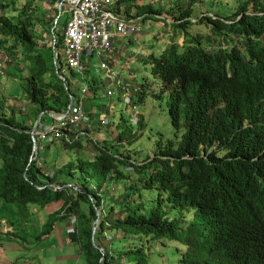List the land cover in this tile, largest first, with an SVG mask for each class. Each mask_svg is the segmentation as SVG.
<instances>
[{
	"label": "trees",
	"instance_id": "16d2710c",
	"mask_svg": "<svg viewBox=\"0 0 264 264\" xmlns=\"http://www.w3.org/2000/svg\"><path fill=\"white\" fill-rule=\"evenodd\" d=\"M38 1L45 0H26L11 16L0 15V56L3 52L10 61L8 76L16 87V94L6 97L2 85L0 95L2 201L17 205L19 213L30 204L46 212L55 208V221L65 220L68 228L77 219L70 235L89 264H150L154 256L162 264L165 252L172 255L170 264H264V0H236L229 18L201 19L221 39L212 50L196 43L199 37L182 35L199 19L189 8L173 17L145 5L126 14L145 24L163 21L171 31L170 45L149 54L155 79L149 86L152 95L170 101V119L182 137L147 151L139 142L144 118L138 117V130L127 134L118 131L120 121L111 142L105 134L100 140L88 137L94 160H78L75 167L67 163V170L50 177L44 171L49 163L32 160L38 118L43 113L41 124L56 121L53 116L67 113L71 96L91 117L107 81L85 78L86 93L82 86L76 95L75 74L62 72L66 22L56 33L55 19L65 6L63 11L54 6L64 0L46 1L54 17ZM0 5L1 10L9 6ZM145 97L139 93L137 102L143 104ZM68 130L71 142L55 143L70 150H82L83 139L93 132Z\"/></svg>",
	"mask_w": 264,
	"mask_h": 264
},
{
	"label": "rangeland",
	"instance_id": "374dc122",
	"mask_svg": "<svg viewBox=\"0 0 264 264\" xmlns=\"http://www.w3.org/2000/svg\"><path fill=\"white\" fill-rule=\"evenodd\" d=\"M0 1L9 5L2 10L0 9V15L5 14L6 16H11L14 12V7L19 9L22 8L26 0ZM46 1L47 0L38 1L37 4H43V7L47 8L45 9V11H47L46 13L49 16L54 17L52 14L55 13V11L53 10V12H50L51 6ZM111 2L116 3L117 0H111ZM190 2L193 4V7L189 6ZM136 4H139L140 6H136ZM144 5L147 6L146 9L148 10L161 12L163 17H169L167 11L170 12L172 15L171 17L180 16L181 13H184L187 8H189L193 18L199 17V19L195 22V25H191L188 28L187 33H183L182 35L187 39L199 37V41L196 43H199L206 49L212 50L213 48L222 45V42L220 41L221 39L220 37L215 36L212 31H209L207 29L208 25L206 26L207 22L202 21L201 19L204 20L208 17L211 19H215L216 17L227 19L235 13L234 9L237 4L236 0H127L121 5L116 3L114 6L112 5L111 8L116 11V13L126 15L134 14L136 11H143ZM54 8H59V2ZM69 8V6H65V11L69 10ZM171 9L173 10L171 11ZM63 15L64 13H60L57 16L58 18H56L60 23L56 30L57 36L61 33L63 24L71 16L69 12H66L64 16ZM200 20L202 22H200ZM137 22L142 25V30L140 32L133 36H119L117 38L118 42H115L114 44L115 49L117 50L114 55V61L116 67L119 68L120 74L122 73L120 75L122 85L119 86L116 82L112 81V88L116 94L111 97L106 93L109 88L108 86L111 83L109 80H106V84L103 85V93L101 88V92L95 99L94 107L91 111L92 115L90 120L93 126L91 129H88L86 125L80 127V130L84 132H88V130L93 131L92 134L90 133V135H86L83 139L85 147L82 150H70L64 147V144L59 142L49 144L47 142L42 143L40 139L38 140L34 156L35 159H38L39 164L41 163L45 166L44 163H49L47 167H44L45 175L50 177L56 170H67L64 169L65 167H69L67 163L75 167L79 163L78 160H94L96 151L92 144L87 142L88 137H97L100 140L102 139V134H105L111 142L114 140L112 132L117 128L120 121L123 124L118 131L121 132L124 129L125 134H127V129H132L134 131L138 130L139 127L135 124L138 121V117L142 116L144 118V123L146 125L144 128L145 133L143 140L139 142L143 147H146L147 151L155 152L162 140L164 141L163 144H165V141L167 140L178 141L182 137V131L177 132L172 125L170 119V101L166 96L158 98L152 95L151 86H149L151 82L155 81L154 76L152 75V63L147 61L149 59V54L157 53L159 50L163 48L165 49L170 45V41H172L171 31H169V28L163 23V21L149 20L145 24L137 19ZM203 22L204 24H201ZM173 23L168 22V24L171 25H173ZM147 25L149 26L146 28ZM159 29L162 30V32H159ZM179 31L181 30L179 29ZM158 32L159 34H157ZM173 34H176V30ZM44 39H47L46 41L50 42L49 36ZM183 42L184 41L181 43L183 44ZM115 56L117 57L118 63ZM8 64L9 62L2 70L1 74L3 75L0 77V95L2 94L1 87L4 85L6 93L3 92V94L6 97L7 95L10 96L16 94V87L14 85L11 88L12 83L8 76L12 66ZM97 65L98 61L95 58L87 64L86 81L94 75L101 79V75L99 77V73L95 69ZM67 75L71 77V74L68 73ZM71 78H73V76ZM74 82V92L77 95L80 93L81 87L84 86L83 83L85 80L81 75L75 74ZM157 88L158 85H155L152 90L155 91ZM143 92L146 94V97L145 102L141 104L137 101L139 93ZM125 94H129L131 98H133L132 104H126ZM91 105L92 100H87L85 102L86 107ZM85 111L88 112V109ZM54 118L58 117L56 116ZM103 119H109V124L107 126L102 123ZM51 122L52 121L48 119L44 121V124H50ZM40 129L41 128L38 129L37 133ZM47 149L48 153L46 152ZM153 156L154 155L152 154V157ZM45 178L47 179V177ZM2 200L3 198L0 197V244L6 246L4 249L11 262L10 264H48L46 263V259H41L42 248L39 246L40 243H53L52 246H58V249L54 252L47 247V254L56 256L60 255L61 252V254L73 256V258L56 264H89L85 252L81 249L79 241L74 240L75 242H78L79 246L76 244L68 246L61 244L64 243V235L61 233V227L63 226L65 228L66 222L65 220L55 221V219L58 218L57 214H55V208L52 209L51 207L48 209L49 211L46 212V210L43 211L38 205L30 204L25 208L26 212L19 213L17 205ZM47 213H49V217L47 216ZM48 222H51V225H48ZM48 233L50 234L46 236ZM39 236L42 237L37 240ZM46 239L47 241H45ZM36 243L38 244L35 245ZM156 259V256H154L150 264H157ZM171 259L172 255L165 252V257L161 260V263L170 264ZM48 262L55 264V259H48Z\"/></svg>",
	"mask_w": 264,
	"mask_h": 264
},
{
	"label": "built area",
	"instance_id": "2783aa9c",
	"mask_svg": "<svg viewBox=\"0 0 264 264\" xmlns=\"http://www.w3.org/2000/svg\"><path fill=\"white\" fill-rule=\"evenodd\" d=\"M116 3H112L111 0H64L59 3V8L62 11L64 6L70 7L69 10L62 12L64 15L66 12L71 14L70 18L66 20L64 33L61 35L64 60L62 72L81 75L85 79L86 66L95 58L98 61L95 69L101 74V79L111 82L107 92L109 96L115 94L112 81L119 86L122 85L120 72L116 69L114 61L116 52L114 40L119 36H133L142 30V25L137 22V19L116 13L111 8ZM52 39L55 47L58 37L53 35ZM8 62L10 61L2 52L0 74ZM87 89L88 86L85 84L82 90L83 94L86 93ZM71 98L72 104L67 113L58 115L56 121L41 126L37 138L42 143H54L60 138H64L69 143L73 137L69 130L65 133L67 128L80 130L83 125H86L88 129L93 126L90 117L84 113L83 107L80 104H74L73 97L71 96ZM125 101L126 104L132 102L129 94H125ZM102 122L104 125L109 124L108 119H103ZM78 136L80 135L77 134L76 137ZM75 222L77 223V219L73 220V225L68 228V233L76 232Z\"/></svg>",
	"mask_w": 264,
	"mask_h": 264
},
{
	"label": "crops",
	"instance_id": "0c3cea01",
	"mask_svg": "<svg viewBox=\"0 0 264 264\" xmlns=\"http://www.w3.org/2000/svg\"><path fill=\"white\" fill-rule=\"evenodd\" d=\"M159 32H162V30H159ZM159 32L157 34H159ZM114 42H118L117 38L114 40ZM116 52H117V50H116ZM116 61L118 63L117 57H116ZM46 125H48V124H46ZM67 229H68L67 225H66L65 228L63 226L61 227V233L64 235V243H61V244H63L64 246H68V245H71V244H76L77 246H79L78 242H75V241H78V240L74 241V239L72 238L70 233L67 232ZM45 241H47V239ZM37 244L38 243H36L35 245H37ZM52 244L53 243H40L39 244V246L42 248V250H41L42 251L41 252V254H42L41 259H46V263L51 264L50 262H48V259H51V258L55 259V264L58 263V262H63L65 260L73 258V256H70V255H67V254H61V252H60V255H56V256H53L52 254H47V250L46 249H48V248L52 252H54V251H56L58 249V246H52ZM5 247L6 246H3L2 244H0V264H10L11 263L10 260L8 259L6 251L4 249Z\"/></svg>",
	"mask_w": 264,
	"mask_h": 264
},
{
	"label": "water",
	"instance_id": "95a60500",
	"mask_svg": "<svg viewBox=\"0 0 264 264\" xmlns=\"http://www.w3.org/2000/svg\"><path fill=\"white\" fill-rule=\"evenodd\" d=\"M59 73V72H58ZM60 76V78L62 79V80H64L65 81V77L64 76H62L61 74H59ZM72 104V102L70 103V105ZM42 117H43V113L40 115V117L38 118V120H37V122H36V124H35V126H34V129H33V131H32V135H33V143H34V152H35V150L37 149V144H38V142H37V138H36V134H37V131H38V129L40 128V123H41V119H42ZM56 117V116H55ZM35 153H33V156H32V160H34V158H35ZM98 216H101V211H98ZM97 223H99V221H97ZM96 229H97V226H95L94 227V234H95V231H96Z\"/></svg>",
	"mask_w": 264,
	"mask_h": 264
},
{
	"label": "clouds",
	"instance_id": "9594fccd",
	"mask_svg": "<svg viewBox=\"0 0 264 264\" xmlns=\"http://www.w3.org/2000/svg\"><path fill=\"white\" fill-rule=\"evenodd\" d=\"M55 22H58V20L56 19ZM55 24H56V23H55ZM62 76H63V75H62ZM64 77H65V76H64ZM65 78H66V77H65ZM65 81H66V79H65ZM55 116H56V115H55ZM55 116H53V117H55ZM57 116H58V115H57ZM42 125H45V124H41V123H40V128H41ZM38 140H39V139L37 138V142H38ZM34 159H35V158H34Z\"/></svg>",
	"mask_w": 264,
	"mask_h": 264
},
{
	"label": "bare ground",
	"instance_id": "6f19581e",
	"mask_svg": "<svg viewBox=\"0 0 264 264\" xmlns=\"http://www.w3.org/2000/svg\"><path fill=\"white\" fill-rule=\"evenodd\" d=\"M198 20V19H197ZM157 28V27H156ZM160 30V29H159ZM122 74V73H121ZM120 88V87H119ZM109 120V119H108ZM137 121V120H136ZM103 123V122H102Z\"/></svg>",
	"mask_w": 264,
	"mask_h": 264
}]
</instances>
